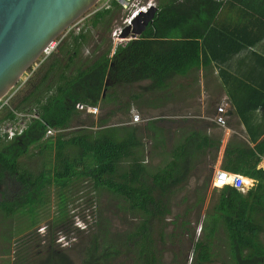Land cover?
Here are the masks:
<instances>
[{
	"label": "trees",
	"instance_id": "obj_1",
	"mask_svg": "<svg viewBox=\"0 0 264 264\" xmlns=\"http://www.w3.org/2000/svg\"><path fill=\"white\" fill-rule=\"evenodd\" d=\"M222 4L223 0H158L156 14L142 34L117 45L114 50L108 46L96 58L73 71L70 67L88 35L84 29L77 34L71 32L65 40L68 49L65 53L69 57L63 64L65 67H60L62 62L58 56L46 57L41 63L48 62L49 65L32 90L15 105H12V97L8 100L10 104L4 103L0 108V126L6 120H15L18 111L35 109L38 114L14 138L8 140L0 134V185L10 179L19 187L14 196L0 199V211L7 217L20 215L28 219L24 226H18L17 231L32 228L38 222L48 186L56 184L63 190L59 216L46 234L49 253L38 264H74L65 248L53 246L58 235L56 223L69 213L68 195L64 190L76 180L87 178L94 181L96 188L105 187L121 198L125 207L141 218L135 228L119 237L120 240L107 234V225L101 217L95 219L93 225L88 223L89 230L96 228L90 231V239L77 264H114V259L126 251L135 252L134 264H160L152 238L154 224L165 221L167 214L171 213L167 195L183 181L187 172H181L177 164L157 172L150 170L141 159L144 143L137 127L107 125L113 110L100 118V126L96 129L83 128L69 136L64 130L81 111L87 112L78 104L105 107L111 95L117 92L118 85L150 79V87H165L170 76L199 66L206 50L207 36ZM119 7L118 0H109L94 13L91 24L104 23L112 10ZM49 127L56 130L55 140L47 135ZM33 144H43V149L55 150V162L49 169L35 172L20 162ZM258 149L264 153V147ZM257 157L253 164L230 161V171L243 173L258 182L245 192L230 185L221 188L222 199L216 208L217 213H208L204 221L203 229L209 233L194 243L192 264L228 263L227 259H218L220 254L209 241L212 234L221 229L232 245L228 249L230 262L264 264V243L260 238L264 229V168H257L261 159ZM242 165L245 168H241ZM245 182L250 184L251 179L245 178ZM186 223L183 222L182 226ZM8 229L12 235L13 229ZM28 256L16 264H33Z\"/></svg>",
	"mask_w": 264,
	"mask_h": 264
},
{
	"label": "rangeland",
	"instance_id": "obj_2",
	"mask_svg": "<svg viewBox=\"0 0 264 264\" xmlns=\"http://www.w3.org/2000/svg\"><path fill=\"white\" fill-rule=\"evenodd\" d=\"M146 1L148 0H141L142 3ZM153 1L157 4L158 0ZM106 2L107 0L98 1L66 30L60 33L51 43L53 47L50 53L41 56V59H38L31 66L32 68L30 67L26 70L19 82L1 100L0 104L2 101L13 97L14 103L12 105H15L32 90V87L39 82L49 65L48 62L43 63L44 65L41 63L46 57L58 56L62 62L60 67H65L63 64H66L69 59L65 53L67 49L65 40L70 37L71 32L77 34L84 29V32L88 35L87 40L82 43L79 53L75 57V62L70 67L72 71L76 67L85 65L89 60L96 58L108 46H112V50H114L116 43L120 41L113 35V30L122 21L127 9L124 7L123 2L121 7L112 10V14L106 18L104 23L93 26L90 21L91 18L97 10L105 6ZM131 37L130 35L126 38ZM35 73L37 74L35 75ZM179 81L180 79L172 77L170 78V83L163 89L150 87L152 86L150 79L132 84L118 85L116 88L117 92L111 95L110 101L105 103V107H97V112L93 114H87L88 112L92 113L88 109L86 110L87 112L81 111L73 119L70 127L64 130V134L69 136L72 132L87 127L96 129L100 126V118L105 117L106 114L113 110L114 114L111 113L112 115L109 117L107 125L136 126L139 136L144 143L146 142V164L150 170H156L157 164L152 163L150 153L151 137L149 133H151V128L149 123L152 122V118L158 111L154 112L151 102H166L170 100L171 95L169 92H174V89L178 91L175 93L177 98H182L180 94L183 93V88L176 89V86L180 85ZM132 95H138V97L133 98ZM130 102V109H127ZM7 103L10 104L9 101ZM164 112H167V110ZM134 113H139V121L133 120ZM1 126H3V123ZM54 133L48 135L53 136L55 140L56 133ZM42 147L43 144H33L27 154L21 157L20 162L22 165L35 172L43 168L49 169L55 162V150L43 149ZM212 176L213 174L209 171L199 172L198 170L193 176L190 175L178 186L173 187L167 195L166 199L171 213L167 214L165 221L162 220L154 224V233L152 235L160 264H192L194 243L197 240L198 231L205 221L203 217L204 206L207 204L211 206L207 203L209 194L213 197L217 195L213 192ZM6 180L0 185V199L3 196H14L19 189L17 182L10 179ZM206 183L208 184L207 187L198 186ZM94 185V181L90 178L80 179L64 190L68 195L66 200L69 213L64 220L56 223L58 235L53 246L57 249L65 248L74 264L79 263L82 250L84 252L85 244L90 239V231H94L96 228L94 226V228L89 230L90 225L87 223L93 225L95 219L101 217V220L107 225V234L112 236L113 239L117 238L120 240L119 237L125 236L126 231L135 228L141 218L139 214L128 210L125 207L126 203L122 202L121 198L119 199L107 188H96ZM62 191V188L56 184L48 186L45 203L43 202L44 204L41 205L38 214V222L32 228L25 227L17 231L18 226H24L28 219L20 217V215L7 217L0 211V264H16V262L28 255L30 256H28L30 262L38 264L40 260L47 257L50 243L46 239V234L49 227L55 224V220L59 216V203L61 202ZM201 192H205L204 195L206 194L204 204L197 203ZM29 220L33 221L34 219ZM183 222L187 223L182 226ZM60 227H64V230H60ZM8 228L13 229L12 235H10V229ZM68 232H71L70 235L67 234ZM219 234L221 235L217 237L216 249L214 250L220 254L219 260L224 258L228 260V263L223 261L212 262V264H233L234 262H230L228 258V249H231L232 245H227L226 234L223 229L220 230ZM6 235L7 237H5ZM260 237L264 243V229L260 233ZM124 249L126 250V248ZM135 258L134 251H126L114 259V264H134L136 262Z\"/></svg>",
	"mask_w": 264,
	"mask_h": 264
},
{
	"label": "crops",
	"instance_id": "obj_3",
	"mask_svg": "<svg viewBox=\"0 0 264 264\" xmlns=\"http://www.w3.org/2000/svg\"><path fill=\"white\" fill-rule=\"evenodd\" d=\"M210 29L200 65L170 76L180 79L176 89L183 88L182 98H177L174 89L168 91L170 100L151 102L158 113L148 122L151 159L157 164L153 172L177 164L181 172H187L183 181L198 170L213 174L212 188L217 195H208L211 206H204L205 219L208 213H217L222 199V187L214 184L217 170L230 171L232 160L253 164L257 156L261 158L257 168H264V153L258 149L264 147V0H223ZM220 115L225 124L218 122ZM145 143L141 159L147 165ZM240 174L251 179L247 190L258 182ZM204 193L197 203L204 204ZM203 226L197 240L209 233ZM219 235L209 238L213 249Z\"/></svg>",
	"mask_w": 264,
	"mask_h": 264
},
{
	"label": "water",
	"instance_id": "obj_4",
	"mask_svg": "<svg viewBox=\"0 0 264 264\" xmlns=\"http://www.w3.org/2000/svg\"><path fill=\"white\" fill-rule=\"evenodd\" d=\"M98 1L0 0V102L56 37ZM156 11V5L142 11L123 37L142 34Z\"/></svg>",
	"mask_w": 264,
	"mask_h": 264
},
{
	"label": "built area",
	"instance_id": "obj_5",
	"mask_svg": "<svg viewBox=\"0 0 264 264\" xmlns=\"http://www.w3.org/2000/svg\"><path fill=\"white\" fill-rule=\"evenodd\" d=\"M109 0L105 4L108 3ZM121 4H124V7L127 9V13L122 19V21L114 28L113 35L116 36V38L120 41L116 43V46L119 44H124L127 41H129L131 38L123 37V31L128 25L133 24L134 18L140 14L141 11H148L149 8L152 5H156V3L153 0H148L145 3H142L141 0H118ZM104 4V5H105ZM133 4V5H132ZM131 6V8H130ZM53 44H50L49 47L46 48L44 55H48L50 51L52 50ZM9 99V98H8ZM8 100L2 101L0 104V107L7 103ZM79 108L82 109H88L89 111H92V113L97 112L96 106H90L85 104H78ZM219 111H224L223 106L218 107ZM16 119L14 120H6L3 123V126H0V134L4 138L10 140L14 138L16 135L20 134L23 130L27 128L28 122L33 117H38V114L36 110L28 111V112H22L18 111L16 113ZM140 115L139 113L133 114V120L139 121ZM218 122L225 124L226 120L223 115H220L217 118ZM56 130L49 127L47 130V135L54 133ZM214 184L216 187H224L227 185L233 186L243 192L247 190V184L245 182V177L240 173H234L230 172L226 169H219L215 172L214 175Z\"/></svg>",
	"mask_w": 264,
	"mask_h": 264
},
{
	"label": "clouds",
	"instance_id": "obj_6",
	"mask_svg": "<svg viewBox=\"0 0 264 264\" xmlns=\"http://www.w3.org/2000/svg\"><path fill=\"white\" fill-rule=\"evenodd\" d=\"M141 12H142V11H141ZM141 12H140V13H141ZM137 16H138V15H137ZM87 224H88V223H87ZM200 230H201V228H200ZM200 230H199V231H200ZM58 239H60V238H58Z\"/></svg>",
	"mask_w": 264,
	"mask_h": 264
},
{
	"label": "bare ground",
	"instance_id": "obj_7",
	"mask_svg": "<svg viewBox=\"0 0 264 264\" xmlns=\"http://www.w3.org/2000/svg\"><path fill=\"white\" fill-rule=\"evenodd\" d=\"M7 96V95H6Z\"/></svg>",
	"mask_w": 264,
	"mask_h": 264
}]
</instances>
